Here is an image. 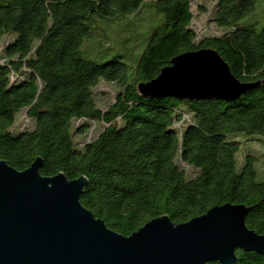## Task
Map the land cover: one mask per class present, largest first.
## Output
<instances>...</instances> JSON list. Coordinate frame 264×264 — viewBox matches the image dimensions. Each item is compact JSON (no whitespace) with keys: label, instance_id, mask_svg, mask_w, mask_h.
<instances>
[{"label":"trees","instance_id":"1","mask_svg":"<svg viewBox=\"0 0 264 264\" xmlns=\"http://www.w3.org/2000/svg\"><path fill=\"white\" fill-rule=\"evenodd\" d=\"M210 1L0 0V160L21 172L39 159L45 178L84 177L80 203L124 237L153 219L183 224L223 204L249 208L245 226L264 236V163L256 164L264 24L257 0ZM193 7L221 33L200 37ZM125 20L135 66L122 61L126 53L111 54L119 39L107 24ZM145 20L155 25L143 39ZM110 28L112 38L103 33ZM95 43L110 60L84 56ZM200 49L216 51L238 81L257 88L233 102L138 93L172 58ZM100 82L114 85L105 108ZM235 255V264H264V254Z\"/></svg>","mask_w":264,"mask_h":264},{"label":"water","instance_id":"2","mask_svg":"<svg viewBox=\"0 0 264 264\" xmlns=\"http://www.w3.org/2000/svg\"><path fill=\"white\" fill-rule=\"evenodd\" d=\"M258 84L238 81L212 49L172 58L159 75L139 83L143 97L233 102ZM24 171L0 160V264H235L236 251L264 254V236L245 226L244 205L223 204L183 224L167 217L124 237L82 206L84 177Z\"/></svg>","mask_w":264,"mask_h":264},{"label":"rangeland","instance_id":"3","mask_svg":"<svg viewBox=\"0 0 264 264\" xmlns=\"http://www.w3.org/2000/svg\"><path fill=\"white\" fill-rule=\"evenodd\" d=\"M201 3H204L208 7H211V1L210 0H194V4H201ZM255 6H256L255 10H257L256 14H258V16L260 18L259 19L260 22L258 24L262 25V24H264V0H257ZM193 12L195 14V18H194V21H193V27L195 28L196 32L198 33V35L200 37H203V36H217V35H219L221 33L220 30L217 29L215 26L206 24V22H205L206 15L204 13H199L196 7H193ZM127 24H129V22L127 20H125V21H123L121 23H118V24L116 23L115 25L114 24L113 25L107 24L108 27H114L115 28V31H116V34H117V38L119 39V41L117 43V47L114 48V52H112L111 54H114L115 52H120V51L123 52L124 54L126 53L129 56V58L128 57H124L122 59V61H124L125 63H127L129 65L135 66L137 64V60L135 59L136 56L134 54H132V48H131L132 43H130L129 41L126 42V38L124 37V36H126V34L124 32L127 30V27H126ZM143 24H145V25H144V31L141 33V36L144 39V37L147 36V34L149 33L150 28L153 25H155V24L152 23L151 21H148V20H145L144 22H142L141 25H143ZM102 27H105V26H102ZM103 33H105L106 36L109 37V38L114 37V31L111 28L108 31L103 30ZM128 36H132V37L136 36L135 30L134 29L130 30L128 32ZM91 42L94 43L95 40H93ZM1 43L3 44L4 41H2ZM95 45L96 46L90 50V55L84 54V56H86V57H88L90 59H93V60H97L99 62L110 60L112 55H109V56L104 57L103 59H101L100 57L102 55H104V47L100 46L97 43H95ZM144 47H145L144 43L138 42L139 50L142 51ZM91 53H92V55H91ZM95 91L98 94V98L101 99V100L97 99L99 106L101 108H105V106L108 104V102L110 101V99H111V97L113 95L114 85L111 84V83L100 82L99 85L95 88ZM22 118H23V114L21 113L18 116L16 125L13 126V131L17 129L18 125L22 121ZM93 131L94 132H92L90 134V136H93L97 131H99V129L97 128V129H95ZM88 136H89V133H87L86 138ZM242 137L245 138L246 136L242 135ZM249 138H251V137H249ZM242 149H243V147L241 146V150ZM240 154H241V152H239L237 154V157ZM256 156L258 158V161L256 162V164L262 165L264 163V145L263 144H260L257 147ZM240 160L242 161V159H240ZM258 179H260V178H258Z\"/></svg>","mask_w":264,"mask_h":264}]
</instances>
